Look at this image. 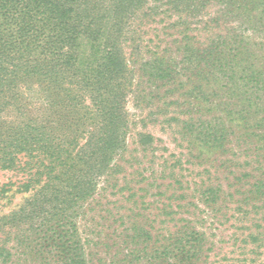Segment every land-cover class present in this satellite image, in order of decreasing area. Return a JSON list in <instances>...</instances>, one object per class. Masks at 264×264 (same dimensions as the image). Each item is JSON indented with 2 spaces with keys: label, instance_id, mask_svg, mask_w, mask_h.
Here are the masks:
<instances>
[{
  "label": "rangeland",
  "instance_id": "1",
  "mask_svg": "<svg viewBox=\"0 0 264 264\" xmlns=\"http://www.w3.org/2000/svg\"><path fill=\"white\" fill-rule=\"evenodd\" d=\"M220 13L209 5L189 20L194 34L204 41L211 28L225 35L240 26L244 65L264 74V28L249 36L236 15ZM164 24L141 26L149 51L131 56L125 47L133 71L125 148L60 226H32L38 206L30 205L43 200L32 159L19 155L17 167H0V264H60L62 241L81 249L84 264H264V85L240 73L227 82L178 69L168 85L147 78L139 64L150 52L175 55L176 31ZM27 87L17 84V100L0 103V132L21 112L43 120L41 91ZM141 134L151 143L141 144Z\"/></svg>",
  "mask_w": 264,
  "mask_h": 264
},
{
  "label": "trees",
  "instance_id": "2",
  "mask_svg": "<svg viewBox=\"0 0 264 264\" xmlns=\"http://www.w3.org/2000/svg\"><path fill=\"white\" fill-rule=\"evenodd\" d=\"M209 5L218 6L221 17L236 15L249 36L264 28V0H0V103L17 100L10 93L22 82L28 90L39 87L43 97V120L21 112L13 122L2 118L12 123L0 132V167H17L22 155L37 168L31 181L43 179V200L30 205V210L38 206L37 213L31 210L32 226H60L66 210L89 195L107 167L118 166L114 159L125 148V103L133 86L125 47L131 56L149 51L143 24L164 21L176 31L170 42L175 55L150 52L139 64L147 78L168 85L178 69L227 82L240 73L264 85L255 76L263 71L244 65L240 26L225 35L208 26L204 41L194 34L197 28L189 20ZM152 140L140 135L141 144ZM30 185L28 178L21 186ZM47 206L48 216H37ZM1 219L7 225L12 214ZM62 243L60 264L85 263L81 249ZM10 255L6 252L2 262Z\"/></svg>",
  "mask_w": 264,
  "mask_h": 264
}]
</instances>
